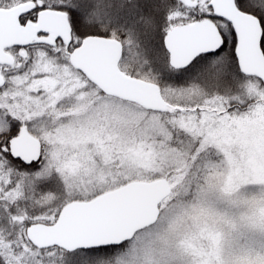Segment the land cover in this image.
Masks as SVG:
<instances>
[{"label": "snow or ice", "instance_id": "obj_1", "mask_svg": "<svg viewBox=\"0 0 264 264\" xmlns=\"http://www.w3.org/2000/svg\"><path fill=\"white\" fill-rule=\"evenodd\" d=\"M0 264H264V0H0Z\"/></svg>", "mask_w": 264, "mask_h": 264}]
</instances>
